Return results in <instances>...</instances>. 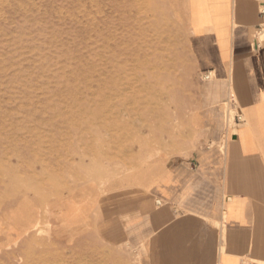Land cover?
<instances>
[{
	"label": "rangeland",
	"instance_id": "obj_1",
	"mask_svg": "<svg viewBox=\"0 0 264 264\" xmlns=\"http://www.w3.org/2000/svg\"><path fill=\"white\" fill-rule=\"evenodd\" d=\"M207 75L184 0H0V264H148L112 235L202 129Z\"/></svg>",
	"mask_w": 264,
	"mask_h": 264
},
{
	"label": "crops",
	"instance_id": "obj_2",
	"mask_svg": "<svg viewBox=\"0 0 264 264\" xmlns=\"http://www.w3.org/2000/svg\"><path fill=\"white\" fill-rule=\"evenodd\" d=\"M184 3L209 79L193 118L202 129L162 166L154 194L138 199L146 210L112 236L145 247L148 264H264V0Z\"/></svg>",
	"mask_w": 264,
	"mask_h": 264
},
{
	"label": "built area",
	"instance_id": "obj_3",
	"mask_svg": "<svg viewBox=\"0 0 264 264\" xmlns=\"http://www.w3.org/2000/svg\"><path fill=\"white\" fill-rule=\"evenodd\" d=\"M260 17L262 18V22H261V24L259 26V33L261 34V32L264 31V5H263V7L260 10ZM261 43H262L261 40L257 41V45L258 46H261Z\"/></svg>",
	"mask_w": 264,
	"mask_h": 264
},
{
	"label": "bare ground",
	"instance_id": "obj_4",
	"mask_svg": "<svg viewBox=\"0 0 264 264\" xmlns=\"http://www.w3.org/2000/svg\"><path fill=\"white\" fill-rule=\"evenodd\" d=\"M35 229V228H34Z\"/></svg>",
	"mask_w": 264,
	"mask_h": 264
}]
</instances>
